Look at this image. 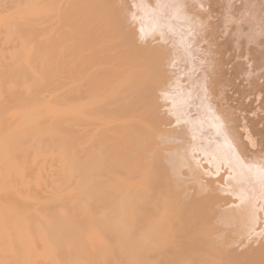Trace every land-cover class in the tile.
Masks as SVG:
<instances>
[{"label": "bare ground", "instance_id": "bare-ground-1", "mask_svg": "<svg viewBox=\"0 0 264 264\" xmlns=\"http://www.w3.org/2000/svg\"><path fill=\"white\" fill-rule=\"evenodd\" d=\"M59 1L0 0V103L13 101L0 117V153L14 156L9 176L26 194L43 192L32 197L14 245L30 249L38 240L44 264H182L184 255L188 264H264V152H254L264 128L255 130L258 120L250 128L248 118L224 104L231 74L226 79L224 67L218 75L214 57L226 50L243 59L241 75H234L246 84L264 74V0H190L193 7L186 0H143L140 11L129 0ZM212 2L214 12L209 5L205 12L215 13V21L207 26L202 11ZM52 19L71 28L66 36L76 42L65 60L49 52L58 44L38 38V24ZM210 25L222 42L212 50L211 40L204 50L199 44ZM14 39L17 50L10 47ZM180 126L189 133L187 146L180 144ZM4 129L12 138L5 140ZM37 155L49 171L44 180ZM29 165L36 175L18 178ZM120 168L124 183L114 175ZM229 206L250 242L238 241L223 213ZM209 230L231 238L222 254L199 248L208 245Z\"/></svg>", "mask_w": 264, "mask_h": 264}, {"label": "rangeland", "instance_id": "rangeland-1", "mask_svg": "<svg viewBox=\"0 0 264 264\" xmlns=\"http://www.w3.org/2000/svg\"><path fill=\"white\" fill-rule=\"evenodd\" d=\"M137 2L135 3L136 5L134 6L133 5V3H131L132 1L131 0H129V6L128 7H130V8H132L133 9V11H140V8H139V6L137 5V4H139L141 1H143V0H136ZM145 1H147V2H151L152 4H154V0H145ZM187 2H186V5H187V7L189 6V7H193V6H195V3H193V2H191L190 0H186ZM211 1H213V0H211ZM59 3H61L62 4V0H60L59 1ZM188 3V4H187ZM211 3V2H210ZM213 4V6H211ZM212 4H207V5H205L206 7H205V9H204V11H202L203 13H202V15L204 14V16H206L205 14H207V18L205 17V18H203V24H207V26H208V24H210L212 21V23H214V15H215V13L213 14V15H211V13H213L214 11V9H215V6L217 7V5L216 4H214L213 2H212ZM131 5V6H130ZM208 5H209V8H210V10L212 11H210L209 13H206L205 11L207 10V7H208ZM155 6V5H154ZM214 9H213V8ZM136 8V9H135ZM182 8H184V5L182 6ZM53 11H51L50 12V14L52 13ZM49 14V15H50ZM213 16V17H212ZM216 18V17H215ZM207 20V21H206ZM51 22H52V24H38V27H39V31H38V38L40 39L41 37H46V38H48L47 39V41H46V45H49V44H52V43H54L56 46H57V44H58V48L55 50V49H53V47H51L50 48V50H49V52H51L52 53V55L54 56V59H57L58 61H61V60H65L68 56H69V54H73L75 51H76V42H74L73 41V39H70V38H68L66 35L70 32V30H71V28H66L65 30H64V25L63 24H57L56 23V20H54V19H52L51 20ZM205 27V29L203 30V32L205 33V34H207L208 36H207V39L208 40H204V41H202L201 43L202 44H208V43H212V41L214 42L213 44H214V46L211 44V49L213 50L214 48H215V43L217 42H222V38H217V39H219L218 41H215V40H217V39H213V37L215 36L214 35V30L211 28V25L209 26V28L208 27ZM208 29V30H207ZM209 29H210V32H209ZM213 30V31H212ZM211 32H213V33H211ZM42 33V34H41ZM209 33V34H208ZM213 36H212V35ZM211 38V39H210ZM212 40V41H211ZM17 40L16 39H14L13 40V42H11V44H10V47L12 46V44H13V48H14V50H17L16 49V47H15V45L17 44V42H16ZM204 42V43H203ZM201 43L199 44V46L200 47H202V49H204L205 50V48L204 47H207V44H206V46H204V45H201ZM9 45V43L8 44H5L4 45V47H7ZM41 45H43V43L42 42H40L37 46H41ZM261 46V45H260ZM263 46V45H262ZM223 46H221L220 45V47L219 48H222ZM56 48V47H55ZM219 48H218V50H219ZM216 49V48H215ZM222 51V50H221ZM227 52H229V51H226L225 50V52H224V50H223V53H225L224 54V57H221V56H223V55H220L221 53L219 52L218 54H216L214 57H215V59H216V63H217V69H216V72L218 73V72H222V74H223V69H224V67L226 68L225 69V72H224V76H225V78L227 79V77H228V75H226L228 72H230V73H228L229 75H230V77H228V80H229V78H230V82H232V83H234L233 85H231L232 83H229V81H228V83L226 84L227 85V87L225 88V90L226 89H231L232 88V90L230 91V89L229 90H227L226 91V93H224V99L226 98V96H227V99L226 100H223V102L224 101H226L224 104H227V103H229V105L230 106H232L233 108H234V111H235V113L238 115L239 113H240V115H241V117H243L242 115H244V117H245V119L247 120V118H248V122H247V124H248V126L251 128V126H254L256 123H257V120H258V123L256 124V131L258 132V131H260L259 129H261V127H262V129L264 128V122H262L263 120H264V117H261V115H263L264 114V109H263V107L261 108V106H264V104L262 103V102H264V86H262L263 84H264V77L261 75V74H263V73H258V74H253V75H256V76H253L252 77V75H251V79H249L248 78V80H249V83L247 82V84L245 83V77H243V76H239V78H237L238 77V74L239 75H241L240 74V69H241V62L240 61H242L243 62V59L242 60H239V59H231V54L230 53H232V51L231 52H229L228 54H227ZM199 53V56H202V53L200 54V52H198ZM222 53V54H223ZM230 54V55H229ZM220 55V56H219ZM57 56V57H56ZM71 56H73V55H71ZM230 56V57H229ZM217 57H220V58H217ZM227 57H228V60H227ZM224 60H223V59ZM229 58H230V60H229ZM233 58V57H232ZM221 59V60H220ZM228 61V63L226 62V64H224L223 62L221 63V61ZM232 60L234 61V62H232ZM238 60V61H237ZM229 61H231L230 63H229ZM65 62V61H64ZM240 64V65H238V63ZM62 63H63V61H62ZM233 63H235L234 65H236V67H238L237 69H236V67L235 66H232L233 65ZM237 63V64H236ZM72 64L73 63H70L69 64V66L71 65V69H73V66H72ZM198 64H199V66H200V68L202 69V70H204V66H205V62H199L198 61ZM201 64V65H200ZM220 64H221V66H220ZM222 64H223V67H222ZM230 65H231V67H230ZM235 67V68H234ZM229 68H230V70H229ZM234 68V69H233ZM236 69V70H235ZM233 70H234V72H233ZM237 70H239V71H237ZM232 71V72H231ZM237 71V72H236ZM239 72V73H238ZM70 73H73V70L70 72ZM233 73V74H232ZM235 73H238L237 74V76L235 77ZM220 73H218V75H219ZM235 74V75H234ZM61 75H62V73H61ZM234 75V78L232 77ZM264 75V74H263ZM227 76V77H226ZM243 77V78H242ZM235 78H237V80L235 79ZM241 78V79H240ZM259 78V79H258ZM59 79L60 80H63V79H65L63 76H61V77H59ZM235 82H234V81ZM239 80H243L242 82L241 81H239ZM251 80V81H250ZM239 81V82H238ZM255 81V82H254ZM251 82V83H250ZM262 82H263V84H262ZM241 83V84H240ZM253 83H255V84H257V86L256 87H254L255 86V84L253 85ZM262 84V85H260L261 87H258L259 86V84ZM244 86H243V85ZM249 84V85H248ZM231 85V86H230ZM251 85H253V86H251ZM251 86V87H250ZM38 87V86H37ZM39 87H41V89H43V90H45L44 89V87L40 84L39 85ZM260 88V90L262 89L263 91H259V89H255V88ZM244 90H243V89ZM246 88H249L250 90L247 92L248 94H250V92H251V94L250 95H248L246 92H245V90H246ZM254 90L255 91H259L260 93H259V100H257V101H253V104H252V99H253V97L252 98H250L251 96H253L252 94L254 93ZM46 90L44 91V93L46 94ZM58 92H60L59 90H57V91H55V92H53L55 95H57V93ZM232 92V93H231ZM233 92H235V93H233ZM48 93V92H47ZM229 93V94H228ZM262 93V94H261ZM226 94V95H225ZM243 94V95H242ZM261 94V95H260ZM6 96V93L4 92L3 94H2V97H3V100H4V97ZM248 96V97H247ZM262 96V97H261ZM231 97V98H230ZM235 97H237L236 99H235ZM247 97V98H246ZM229 98H230V100H229ZM240 100H239V99ZM246 98V100H244ZM255 98H256V95H255V93H254V100H255ZM233 99H235V100H233ZM228 100V101H227ZM230 101V102H229ZM238 101V102H237ZM232 102V103H231ZM242 103V105H241V103ZM263 105H262V104ZM13 104V101H7V102H5V101H2V103H0V117L2 116V112H7V111H9V109L7 108L8 106H10V105H12ZM60 104H61V102H60ZM234 104V105H233ZM252 104V105H251ZM254 104H258L257 106L256 105H254ZM16 105V104H15ZM241 105V106H240ZM248 105V106H247ZM63 105H61V107H62ZM238 106H239V108H238ZM259 107H260V110H259ZM15 108V107H14ZM244 108V109H243ZM246 108V109H245ZM256 109V112H255V109ZM62 109H64L63 107H62ZM239 109H240V112H239ZM258 109V110H257ZM262 109V110H261ZM242 110V111H241ZM250 110H251V112H252V110H254L253 112H255L254 113V115H253V113H251L250 112ZM243 111H245L244 113H243ZM246 112H248V113H246ZM258 112V113H257ZM257 113V114H256ZM252 114V115H251ZM260 115V116H259ZM252 116V117H251ZM254 116V117H253ZM259 116V117H258ZM251 117V118H250ZM262 119H261V118ZM250 119H253V120H250ZM64 120L65 121H72V122H74V119L73 118H70V117H68V118H64ZM262 120V121H261ZM10 122V120H7L6 122H5V124H8ZM249 122H251V123H253L252 125H251V123H249ZM260 122V123H259ZM75 123V122H74ZM250 124V125H249ZM259 124H260V126H259ZM257 125L260 127H258L257 128ZM182 126H180L179 128H180V133H182V134H180L179 135V132H178V135H179V137H180V144H184V145H186V143H187V140L189 141V133H188V135L186 136V134H187V130H185V129H183V127L181 128ZM77 128H78V126H77ZM252 128H254V127H252ZM253 131H254V129H252ZM185 131H187L186 133H185ZM1 133H4L5 134V136H6V138H5V140H7V139H9V138H12L9 134H7L6 133V131H5V129L4 130H2L1 131ZM259 133H261V137H260V135H259V139H260V142L258 143V145L257 146H255L254 147V152H256L257 150L258 151H260V152H264V149H262V148H264V131H260ZM183 135H185V136H183ZM263 135V136H262ZM75 136H76V133H75ZM184 137V138H183ZM263 138V140L261 141V139ZM185 139V140H184ZM258 139V140H259ZM76 156H77V158H79L78 159V162H81L82 161V156H81V153H80V150H79V148H81L82 147V144H81V140L79 139V138H77L76 139ZM88 143H89V138L87 137V140H86V142H85V146H87L88 145ZM184 145L182 146V145H179V147H181L182 146V148H184ZM187 146V145H186ZM185 146V147H186ZM238 146H240L241 147V144H239ZM236 147H237V144H236ZM240 147H237L238 149L240 148ZM256 147H257V149H256ZM241 149V148H240ZM252 151H253V149H251ZM40 156L41 155H37L36 157H35V159H36V163H35V167L36 166H40V168L42 169V174L44 175L45 174V176L43 177V180L45 179V177H47L48 175H49V171L46 169V167L43 165V161L40 159ZM189 156V155H188ZM22 158L23 159H26V156H22ZM28 158V157H27ZM131 158V154H124V159L125 160H129ZM29 159V158H28ZM31 160L33 159V157L31 156V158H30ZM13 160H14V156L13 155H10V154H8L7 152H5L4 151V154H2V153H0V264H44V252H43V250H42V248H41V244H40V242L37 240V241H35L34 243H33V245L31 246V248L30 249H26V247L24 246V247H21L20 249L17 247V246H15L14 245V242L12 241V238L14 239V235H15V233H16V231L20 228V227H22L23 226V224H24V220H26V221H28V216L30 215V210H31V205L33 204V200H32V197H35V196H38V197H41L43 194V192L42 191H39V192H32V191H30L33 195H29V194H26V191H27V189L25 188L24 189V187L23 186H21V184H20V182L18 181V182H15V180H14V178H12V177H10L9 176V166H10V164H7V162H10V163H12L13 164ZM133 162H134V160H133ZM135 164H137L136 162H134ZM29 164H31V161H30V163ZM32 167V166H31ZM31 167H30V165H29V167L28 168H26L25 169V172H18V174L16 175L18 178H24V176L25 177H27V178H31V176L32 175H36V171H30V169H31ZM131 171H133V174H134V176L135 175H138V173H139V168L138 167H135V168H133ZM195 172V171H194ZM116 174V176H118L119 178H121L122 180H121V182H125V180L127 179V173H126V170L125 169H123V168H120V169H117V172L116 173H114V175ZM46 183H47V181H46ZM226 208V209H225ZM224 209V211H223V213L224 214H227V216L228 217H230L229 218V221L233 224V226H232V228L233 227H236L235 228V230H237L236 231V233L238 234V237H241V238H239V240L238 241H240V240H243V241H248L247 239H248V237L247 236H249L248 235V233H246V231H243V229H241L242 227H239L240 225L239 224H236V223H238V219H237V222H235V220H236V218L234 217V215H232V213H233V208L232 207H225ZM112 209H115L114 208V206H112ZM232 210V211H231ZM229 211V212H228ZM234 213H235V211H234ZM233 213V214H234ZM237 225V226H236ZM239 230V231H238ZM242 230V231H241ZM214 232H215V235H214ZM211 233H212V235H214V236H212L211 235ZM218 233H219V231L218 230H209V232H208V235L206 234V235H204V238H206V239H208L207 240V242H208V245L206 246V248H205V246H203V248H202V246H200L199 248H201V249H203V251L204 250H206L207 252H208V250L210 251V252H208V256L210 255V253L211 252H215V253H217V252H219V253H217V254H222V253H220V252H223L224 250H225V248H224V244L226 243V241L227 240H230L231 238L230 237H228L227 235H225L224 233H219L220 235H218ZM242 235V236H241ZM247 235V236H246ZM198 236V235H197ZM197 236L195 235V231H193V234H192V236H191V233H189L188 234V239H189V241L191 242V244L192 245H194L193 244V242L190 240L191 238L194 240V241H196V240H199V237L197 238ZM218 236V237H217ZM225 236H227V237H225ZM194 237V238H193ZM208 237V238H207ZM211 237V238H210ZM250 238V240L252 239L251 237H249ZM213 240V241H212ZM250 240L248 241V242H250ZM219 241V242H218ZM231 241V240H230ZM237 241V242H238ZM197 242V241H196ZM221 243V244H220ZM218 244V245H217ZM213 245H214V248H213ZM216 245H217V247H216ZM221 245V246H220ZM238 245V246H237ZM236 245V247H237V249H246V245L247 244H237ZM196 246H198V245H196ZM221 247V248H220ZM193 248H195V246H193ZM248 248V247H247ZM219 249V250H218ZM213 250V251H212ZM218 250V251H217ZM217 251V252H216ZM7 252H9V253H7ZM37 258H42L43 259V263L39 260V259H37ZM182 264H188V261L186 260V256L184 255L183 256V261H180ZM210 262V261H209ZM207 263V262H206ZM205 263V264H206ZM211 264H213L212 262H210ZM209 263V264H210ZM216 263H218L217 261H216ZM149 264H153L152 262H150ZM208 264V263H207Z\"/></svg>", "mask_w": 264, "mask_h": 264}]
</instances>
